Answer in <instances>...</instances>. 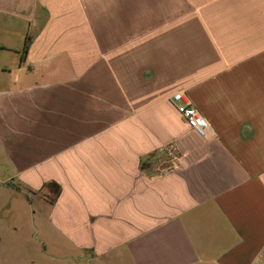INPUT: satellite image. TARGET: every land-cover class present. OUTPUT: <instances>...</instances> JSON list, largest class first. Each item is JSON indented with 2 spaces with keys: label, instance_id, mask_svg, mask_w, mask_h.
<instances>
[{
  "label": "crops",
  "instance_id": "crops-1",
  "mask_svg": "<svg viewBox=\"0 0 264 264\" xmlns=\"http://www.w3.org/2000/svg\"><path fill=\"white\" fill-rule=\"evenodd\" d=\"M0 264H264V0H0Z\"/></svg>",
  "mask_w": 264,
  "mask_h": 264
},
{
  "label": "built area",
  "instance_id": "built-area-1",
  "mask_svg": "<svg viewBox=\"0 0 264 264\" xmlns=\"http://www.w3.org/2000/svg\"><path fill=\"white\" fill-rule=\"evenodd\" d=\"M172 102L178 112L185 118L190 129L200 137H206L210 129L209 122L183 93L174 95Z\"/></svg>",
  "mask_w": 264,
  "mask_h": 264
},
{
  "label": "trees",
  "instance_id": "trees-1",
  "mask_svg": "<svg viewBox=\"0 0 264 264\" xmlns=\"http://www.w3.org/2000/svg\"><path fill=\"white\" fill-rule=\"evenodd\" d=\"M31 38L30 37H27L26 38V42H25V48H24V52H23V57L24 58V55L27 54L28 50H29V42H30Z\"/></svg>",
  "mask_w": 264,
  "mask_h": 264
}]
</instances>
